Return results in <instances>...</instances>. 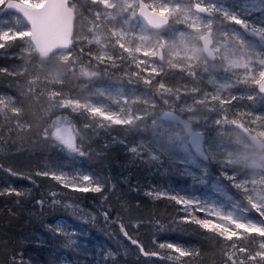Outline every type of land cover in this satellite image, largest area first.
<instances>
[{
	"label": "snow or ice",
	"instance_id": "6c2138e0",
	"mask_svg": "<svg viewBox=\"0 0 264 264\" xmlns=\"http://www.w3.org/2000/svg\"><path fill=\"white\" fill-rule=\"evenodd\" d=\"M84 4L80 10L76 0H0V13L20 14L15 23L0 24V54L19 47L27 57L22 70L0 68V73L28 77V87L19 96L0 95V116L12 124L10 131L31 130L32 125L21 118L24 102L33 101L40 118L47 121L42 138L82 157L87 154L85 140L90 139L84 132L99 135L114 126L143 131L151 118L159 129L151 141L125 144L136 161L163 165L166 160L188 175L203 162L215 161L238 198L229 195L221 203L174 189L150 190L145 195L177 206L182 213L173 220L177 230L193 225L207 235L218 247L222 264H264V116L250 111L251 104L241 103L264 101V21L248 18L247 3L228 5L226 0H84ZM78 12L87 27L76 36ZM117 70L127 85H142L144 91L136 95L139 87H135L130 95L123 87H108L96 88L90 96L82 94L101 75ZM77 74L87 83L79 92L66 91L69 77ZM169 78L190 81L192 86H170ZM157 101L168 106L159 116ZM208 113L215 114L213 131L227 140H206L204 128L193 127L201 121L207 127ZM78 117L83 118V129ZM111 139L116 142L115 136ZM254 151L261 153L259 161L250 160L249 152ZM234 166L258 171L229 173ZM35 176L73 193H101L107 185V178L78 169L40 170ZM216 191L225 192L223 184L218 183ZM5 192L24 195L12 188ZM58 195L49 193L52 205L61 203ZM37 203L43 206L44 201ZM65 207L74 205L65 203ZM108 215L104 213L106 220ZM53 230L67 235L62 227ZM120 230L145 257L192 264L200 256L199 250L170 241H154L160 251H148L123 223ZM116 255L101 250L91 255L89 264H116ZM10 259L11 264H29L22 256Z\"/></svg>",
	"mask_w": 264,
	"mask_h": 264
},
{
	"label": "trees",
	"instance_id": "16d2710c",
	"mask_svg": "<svg viewBox=\"0 0 264 264\" xmlns=\"http://www.w3.org/2000/svg\"><path fill=\"white\" fill-rule=\"evenodd\" d=\"M76 3L83 10L84 0H76ZM17 16L11 11L0 13V24L15 23ZM86 27L78 12L74 35L78 36ZM26 61L27 57L19 47L7 55L0 54V68H7L10 72L22 70ZM29 71H32L30 66ZM121 76L118 70L101 75L82 94L90 96L96 88L108 87H123L130 95L135 87H139L136 95L144 91L142 85H127L126 79H120ZM27 78V74L12 76L0 73V95L19 96L28 87ZM86 83L77 74L76 77H69L65 90L70 88L73 92H79ZM208 90L211 91V88ZM157 103L158 109L166 108L161 102ZM241 103L251 104L250 111L264 116V101ZM24 109L21 120L32 125L30 131H10L12 124L0 116V192L12 188L24 193L19 197L6 192L0 195V264H11L10 258L13 256H22L29 264H60L58 261L62 255L67 264H89L91 255L101 250L116 253V264H171L166 259L145 257L140 253L137 246L132 245L121 232V223L129 235L138 239L148 251H160L158 243L154 241L182 243L200 252V256L193 258L192 264H222L218 247L207 235L201 234L193 225L181 226L177 230L173 220L182 215L177 212V206L166 199L153 200L145 195L150 190H162L156 185L159 182L169 184L168 189L206 194L209 189L199 180L207 177L209 182H215L217 178L224 182L228 196L235 198L238 193L221 176L215 161L203 162L201 166L205 168L204 174L196 170L200 173L199 177L182 173L178 170L180 166L173 167L166 160L163 165L136 161L125 144L136 146L151 141L153 134L159 130L152 125L151 118L144 122L146 128L143 131H129L114 126L107 132L101 131L99 135H93L91 131L84 132L90 139L85 140L84 150L87 154L81 157L42 138L41 129L47 121L40 118L38 105L27 100ZM75 119L83 129V118ZM111 136L116 137L115 143ZM216 137L218 141L227 140L221 134ZM254 152H249V158L255 156ZM9 168L18 175H11L7 171ZM47 169L82 170L107 178V185L101 193H73L48 178L35 176V172ZM237 169L238 166H234L228 171ZM256 171L243 169L238 173L251 175ZM53 191L59 193L57 199L61 201L60 204L52 205L49 193ZM40 200L44 201L43 206L37 203ZM65 203H71L74 207H65ZM105 212L109 214L107 220ZM57 226L64 228L67 235L54 231Z\"/></svg>",
	"mask_w": 264,
	"mask_h": 264
},
{
	"label": "rangeland",
	"instance_id": "374dc122",
	"mask_svg": "<svg viewBox=\"0 0 264 264\" xmlns=\"http://www.w3.org/2000/svg\"><path fill=\"white\" fill-rule=\"evenodd\" d=\"M226 3L228 5H232V4L236 3V4H240L241 6H243L245 3H247L249 5L250 11H251V14H250V16L248 18L251 21L256 22V23H259L261 21H264V3H262V0H226ZM85 15H87V14L85 13ZM235 27H237V25ZM167 83L170 86H174V87L175 86H179V84H187L189 87L192 86L190 81H187V80L178 81L176 78H169V80L167 81ZM211 91H212V89H211ZM245 101H241V102H245ZM250 103H252V102H250ZM164 106L166 108L160 107L158 109V113L159 114H160V110H165V109L168 110V106H166V105H164ZM197 114L199 115L201 113H197ZM207 115L209 116L208 126L205 127L204 126V122L201 121V124L200 125H194V128H196V129L204 128V131H205V139L206 140L208 138H210V137L217 139L216 136L217 135H220V134H218L216 131H213V128H212V125H211V119L214 117L215 114L214 113H208ZM233 139H234V137H233ZM206 145H208V144L206 143ZM254 153H255V156H253L252 158H250V160L259 161L260 160V157H261V153H259L258 151L254 152ZM229 168H231V167H229ZM242 170L243 169H241L240 167H238L237 170H235V171H229V173H232V172H240ZM255 170L258 171V169H254V171ZM80 171H82V170H80ZM198 171L200 173L204 174V172H205L204 166H201V168ZM198 171L196 172V170L193 169L192 170V175H195V176L199 177L200 173H198ZM83 172H85V171H83ZM199 182L201 184H203L207 189H209V193H215V195H210L209 193L202 194V195L200 194L201 196H205V197H208L210 199L217 200V201H219L221 203H226L227 196H228V194L226 193V186H224L225 187V192H217L216 191V187H217L218 183L224 184V182H222L218 178H217V180L215 182H209V180H208L207 177L200 179ZM156 185H158V187L160 189H162V190H165V189H168L169 188V184H163L162 182H159ZM180 191H184V190L181 189ZM197 195H199V194H197ZM235 198H238V196H236ZM63 223L66 226L69 225V224L67 225L68 222H63ZM58 262L60 264H67V261L65 260V258L63 257V255L61 256V258H60V260Z\"/></svg>",
	"mask_w": 264,
	"mask_h": 264
},
{
	"label": "flooded vegetation",
	"instance_id": "af4514ba",
	"mask_svg": "<svg viewBox=\"0 0 264 264\" xmlns=\"http://www.w3.org/2000/svg\"><path fill=\"white\" fill-rule=\"evenodd\" d=\"M234 27H235V26H234ZM236 28H239V26L237 25ZM247 38H248V39H252V37H247ZM259 100H260V99H257L256 102L259 101ZM246 102H247V101H246ZM256 102H255V103H256ZM194 125H195V124H194ZM194 125H193V127H194Z\"/></svg>",
	"mask_w": 264,
	"mask_h": 264
},
{
	"label": "water",
	"instance_id": "95a60500",
	"mask_svg": "<svg viewBox=\"0 0 264 264\" xmlns=\"http://www.w3.org/2000/svg\"><path fill=\"white\" fill-rule=\"evenodd\" d=\"M8 11L15 13V10H8ZM15 14H17V13H15ZM17 15H20V14H17ZM21 19H22V16H21Z\"/></svg>",
	"mask_w": 264,
	"mask_h": 264
},
{
	"label": "bare ground",
	"instance_id": "6f19581e",
	"mask_svg": "<svg viewBox=\"0 0 264 264\" xmlns=\"http://www.w3.org/2000/svg\"><path fill=\"white\" fill-rule=\"evenodd\" d=\"M250 172V171H249ZM248 175V174H247Z\"/></svg>",
	"mask_w": 264,
	"mask_h": 264
}]
</instances>
